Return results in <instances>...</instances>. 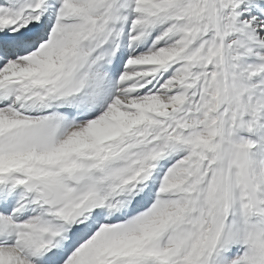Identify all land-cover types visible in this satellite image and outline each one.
Listing matches in <instances>:
<instances>
[{
  "label": "snow or ice",
  "instance_id": "6c2138e0",
  "mask_svg": "<svg viewBox=\"0 0 264 264\" xmlns=\"http://www.w3.org/2000/svg\"><path fill=\"white\" fill-rule=\"evenodd\" d=\"M0 264H264V0H0Z\"/></svg>",
  "mask_w": 264,
  "mask_h": 264
}]
</instances>
